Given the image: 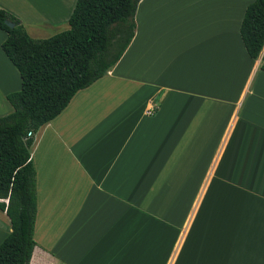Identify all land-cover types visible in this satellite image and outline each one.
I'll list each match as a JSON object with an SVG mask.
<instances>
[{
  "label": "crops",
  "instance_id": "obj_1",
  "mask_svg": "<svg viewBox=\"0 0 264 264\" xmlns=\"http://www.w3.org/2000/svg\"><path fill=\"white\" fill-rule=\"evenodd\" d=\"M76 1L0 7L42 38ZM252 1L139 0L118 61L34 136L29 264H264V48L252 58L240 35ZM5 38L0 116L21 88ZM10 230L0 209V242Z\"/></svg>",
  "mask_w": 264,
  "mask_h": 264
},
{
  "label": "trees",
  "instance_id": "obj_2",
  "mask_svg": "<svg viewBox=\"0 0 264 264\" xmlns=\"http://www.w3.org/2000/svg\"><path fill=\"white\" fill-rule=\"evenodd\" d=\"M138 2L77 0L67 28L45 38L31 37L20 18L0 7V29L6 32L1 48L21 77V88L6 95L12 112L0 116V209L11 222L0 242V264H29L37 245L31 157L36 132L118 61L134 35ZM240 35L249 56L258 58L264 48V0L248 4ZM260 67L264 70V51Z\"/></svg>",
  "mask_w": 264,
  "mask_h": 264
},
{
  "label": "water",
  "instance_id": "obj_3",
  "mask_svg": "<svg viewBox=\"0 0 264 264\" xmlns=\"http://www.w3.org/2000/svg\"><path fill=\"white\" fill-rule=\"evenodd\" d=\"M7 24H8L9 26H13V22H11V21H7Z\"/></svg>",
  "mask_w": 264,
  "mask_h": 264
},
{
  "label": "rangeland",
  "instance_id": "obj_4",
  "mask_svg": "<svg viewBox=\"0 0 264 264\" xmlns=\"http://www.w3.org/2000/svg\"><path fill=\"white\" fill-rule=\"evenodd\" d=\"M53 35V34H52ZM42 38H45V37H42Z\"/></svg>",
  "mask_w": 264,
  "mask_h": 264
}]
</instances>
